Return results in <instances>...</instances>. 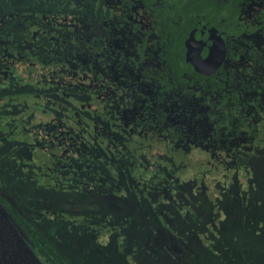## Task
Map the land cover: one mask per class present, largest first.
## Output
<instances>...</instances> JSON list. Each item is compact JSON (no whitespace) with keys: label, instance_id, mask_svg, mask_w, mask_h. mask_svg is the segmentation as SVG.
I'll list each match as a JSON object with an SVG mask.
<instances>
[{"label":"flooded vegetation","instance_id":"1","mask_svg":"<svg viewBox=\"0 0 264 264\" xmlns=\"http://www.w3.org/2000/svg\"><path fill=\"white\" fill-rule=\"evenodd\" d=\"M0 137L27 145L58 206L94 222L139 214L150 190L164 205L203 192L195 223L159 210L136 262L200 263L207 193L264 176V0H0ZM185 173L201 187L178 188ZM8 212L43 264H60Z\"/></svg>","mask_w":264,"mask_h":264},{"label":"rangeland","instance_id":"2","mask_svg":"<svg viewBox=\"0 0 264 264\" xmlns=\"http://www.w3.org/2000/svg\"><path fill=\"white\" fill-rule=\"evenodd\" d=\"M14 143L12 138L5 140L0 137V193L11 197L13 204H6L1 198L0 201L7 210L19 214L14 218L26 230L40 232L41 235L35 233L34 238L48 245L47 251L53 255L56 263L136 264L143 257L138 248L143 238H158V231H153V228H164L159 210L171 215L178 214L185 221L190 219L195 223L196 213L208 208L199 197L203 192H196L195 188L191 191L193 195L188 196H185L188 191L181 190L180 202L173 205L161 204L160 199L152 197L154 191L150 190L146 203L139 205V214H130L126 210L124 214L130 216H116L121 218L112 220L111 224L103 219L94 222L91 217H85L82 210L77 209L79 207L72 202L58 206L59 202L66 199L61 198L62 194L51 192V176L44 170L35 171L40 163L33 164L26 156L29 150L27 145L19 148ZM248 174L234 184L233 189L232 179L229 178L219 182L221 189L207 193L215 202L214 208L210 210L214 222L207 227L214 233L208 241H204L209 252L198 264H264V176H256L253 181ZM183 175L178 179V188L188 190L190 183L195 181L201 187L200 178L195 179L190 173ZM162 189L167 194L168 186ZM241 197L248 199L243 205L239 203ZM219 201L224 203L219 204ZM130 211L133 212L132 209ZM141 214H145L146 225H142L139 218ZM186 228L185 224L179 226L182 230ZM168 234L175 236L176 228L169 229ZM151 246L159 252L157 243ZM171 255L175 257L173 253ZM147 258L151 262L154 260L153 257ZM158 263L163 264V261L155 264ZM165 264L178 262L175 259Z\"/></svg>","mask_w":264,"mask_h":264},{"label":"water","instance_id":"3","mask_svg":"<svg viewBox=\"0 0 264 264\" xmlns=\"http://www.w3.org/2000/svg\"><path fill=\"white\" fill-rule=\"evenodd\" d=\"M0 264H43L25 232L0 201Z\"/></svg>","mask_w":264,"mask_h":264}]
</instances>
